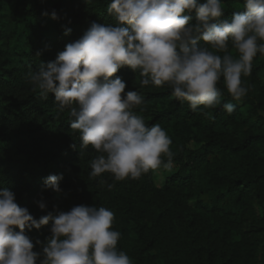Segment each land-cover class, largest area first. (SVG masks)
<instances>
[{
    "label": "trees",
    "instance_id": "trees-1",
    "mask_svg": "<svg viewBox=\"0 0 264 264\" xmlns=\"http://www.w3.org/2000/svg\"><path fill=\"white\" fill-rule=\"evenodd\" d=\"M109 2L0 0V188L13 191L18 205L37 219L79 204L112 210L113 228L121 233L117 247L133 264H264V246L258 252L240 236L254 204L264 231V55L257 54L251 75L242 78L252 87L241 100L232 99L222 79L218 84L222 104L236 106L231 114L221 106L193 111L167 86L141 88L139 74L127 66L113 75L126 82L125 91L144 96V111L136 113L149 126L159 124L172 141L177 168L160 183L151 171L122 181L104 173L114 187L100 186L101 177L89 175L96 152L91 146L79 152L69 109L60 111L53 94L44 99L32 90L29 70L54 60L92 21L115 23L106 11ZM243 2L222 0L224 18L243 10ZM50 174H62L61 193L44 187ZM210 195L212 204L204 199ZM40 200L46 209L38 207ZM50 226L27 232L34 251Z\"/></svg>",
    "mask_w": 264,
    "mask_h": 264
},
{
    "label": "clouds",
    "instance_id": "clouds-1",
    "mask_svg": "<svg viewBox=\"0 0 264 264\" xmlns=\"http://www.w3.org/2000/svg\"><path fill=\"white\" fill-rule=\"evenodd\" d=\"M106 11L115 23L92 21L54 60L40 62L25 76L42 98L53 94L60 111L69 109L79 152L89 146L96 152L90 177H101L99 185L111 190L104 173L115 181L139 180L150 171L171 169L174 156L166 130L149 126L136 113L144 111V96L125 91L126 82L113 75L127 66L139 74L141 88L167 86L193 111L221 106L231 114L236 106L222 104L218 84L222 79L236 101L251 89L242 78L251 75L257 54L264 55V0H244L243 10L230 18H224L222 0H110ZM51 18H58L55 11ZM203 114L212 118L211 112ZM62 179L50 174L44 187L59 194ZM37 204L46 209L43 200ZM50 221V235L37 239L40 250L34 251L27 232ZM114 222L112 210L86 204L37 219L18 205L13 191L0 188V264H133L117 247L121 233Z\"/></svg>",
    "mask_w": 264,
    "mask_h": 264
},
{
    "label": "rangeland",
    "instance_id": "rangeland-1",
    "mask_svg": "<svg viewBox=\"0 0 264 264\" xmlns=\"http://www.w3.org/2000/svg\"><path fill=\"white\" fill-rule=\"evenodd\" d=\"M176 168L177 166L173 164L171 169H159L156 172L157 177L159 178V183L165 179L166 174L172 173ZM212 198L213 195H210L204 199L209 204H212ZM240 232L241 237H245L247 241L257 248L258 252L261 251V248L264 246V231L261 229V223L259 222V211L256 204L253 205L252 212L246 216L245 222Z\"/></svg>",
    "mask_w": 264,
    "mask_h": 264
}]
</instances>
